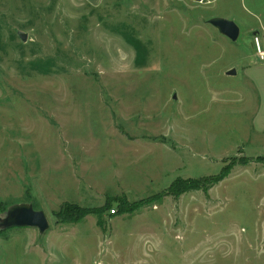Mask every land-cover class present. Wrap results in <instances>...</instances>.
I'll list each match as a JSON object with an SVG mask.
<instances>
[{
	"label": "rangeland",
	"instance_id": "obj_1",
	"mask_svg": "<svg viewBox=\"0 0 264 264\" xmlns=\"http://www.w3.org/2000/svg\"><path fill=\"white\" fill-rule=\"evenodd\" d=\"M254 37L264 0H0V213L49 225L0 264H264Z\"/></svg>",
	"mask_w": 264,
	"mask_h": 264
},
{
	"label": "water",
	"instance_id": "obj_2",
	"mask_svg": "<svg viewBox=\"0 0 264 264\" xmlns=\"http://www.w3.org/2000/svg\"><path fill=\"white\" fill-rule=\"evenodd\" d=\"M206 22L231 42L237 40L239 28L233 21L214 17ZM18 37L23 42L27 39V35L22 32H18ZM226 75L234 76L235 70L226 72ZM11 228H34L38 230L39 234H42L49 228V225L43 211L35 210L31 203H20L10 205L0 213V232Z\"/></svg>",
	"mask_w": 264,
	"mask_h": 264
},
{
	"label": "built area",
	"instance_id": "obj_3",
	"mask_svg": "<svg viewBox=\"0 0 264 264\" xmlns=\"http://www.w3.org/2000/svg\"><path fill=\"white\" fill-rule=\"evenodd\" d=\"M203 1L201 0V2ZM253 43L256 56L260 61H264V43L261 44L258 37H254ZM111 213L113 214L114 211H111Z\"/></svg>",
	"mask_w": 264,
	"mask_h": 264
},
{
	"label": "trees",
	"instance_id": "obj_4",
	"mask_svg": "<svg viewBox=\"0 0 264 264\" xmlns=\"http://www.w3.org/2000/svg\"><path fill=\"white\" fill-rule=\"evenodd\" d=\"M245 162H248V160H246ZM226 173H221L216 179H215V181L217 182V180H220L221 178H223V176L225 175ZM200 183H204V181H200ZM184 184L183 183H175V185L171 188L172 189V191L174 192V193H179V192H184V191H186V190H189L191 187H189V186H183ZM180 186H182V187H180ZM174 189H175V191H174ZM177 189V190H176Z\"/></svg>",
	"mask_w": 264,
	"mask_h": 264
}]
</instances>
